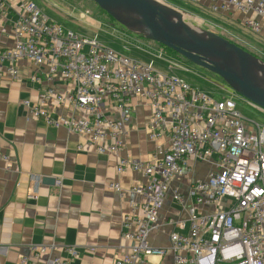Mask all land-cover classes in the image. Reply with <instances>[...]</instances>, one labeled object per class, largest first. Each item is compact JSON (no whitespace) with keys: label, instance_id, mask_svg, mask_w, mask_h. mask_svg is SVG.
Segmentation results:
<instances>
[{"label":"built area","instance_id":"1","mask_svg":"<svg viewBox=\"0 0 264 264\" xmlns=\"http://www.w3.org/2000/svg\"><path fill=\"white\" fill-rule=\"evenodd\" d=\"M184 1L210 2L215 11L221 0ZM224 1L222 9L253 13L255 18L244 25L259 32L264 0ZM11 12L14 45L0 50V76L17 81V63L23 60L38 68L30 78L41 85L36 100L22 102L31 118L84 138L85 146L99 154L118 155L129 132L133 99L150 104L149 140L156 143L151 161L117 156V174L136 172L146 183L132 189L144 201L132 203L133 215L123 219L120 236L129 243L128 252L112 264H145L148 257L167 251L173 264H264V129L247 122L230 95L214 98L177 77H163L151 64L117 54L96 37L70 33L28 0H0V18ZM57 78L70 88L64 95L52 86ZM52 106H70L83 116L54 117ZM108 106L120 112L117 119L102 113ZM163 136L167 146L158 143ZM191 158L211 162L213 170L203 179L193 177L182 195L171 183L191 173ZM168 193L185 210L188 229L184 232V222L176 221L165 250L151 247L149 235L158 228ZM188 200L192 205L186 208ZM46 250L33 247L31 253L37 256ZM66 252L71 259L78 257L73 248ZM18 264H32V259L21 258ZM52 264L66 263L56 258Z\"/></svg>","mask_w":264,"mask_h":264},{"label":"crops","instance_id":"2","mask_svg":"<svg viewBox=\"0 0 264 264\" xmlns=\"http://www.w3.org/2000/svg\"><path fill=\"white\" fill-rule=\"evenodd\" d=\"M28 1L38 4L37 0ZM164 1L264 51V17L257 20L259 32L253 33L244 24L254 19V14L232 7L222 9L224 0L215 3V11L210 2ZM82 17L81 25L95 28L89 17ZM13 24V12L0 18V50L14 45ZM17 67V81L5 74L0 76V264H18L21 258L32 259V264H52L56 258L66 264H112L128 252L129 243L120 236L123 219L133 215L132 203L144 201L132 189L146 183V178L136 172L117 174V156L142 163L151 161L156 143L149 140L150 104L134 98L122 150L118 155L99 154L85 146L84 138L29 116L22 102L36 100L41 85L30 78L39 70L25 60ZM52 86L62 95L70 89L59 78ZM51 111L54 117L83 116L70 106H52ZM102 113L115 119L120 115L111 106L103 108ZM158 143L167 146V136ZM188 165L191 173L171 183V188L182 195H186L193 177L203 179L213 170L211 162L199 163L192 158ZM186 203V208L192 205L191 200ZM206 209L200 208V212ZM178 220L184 222L187 232L185 210L172 202L168 193L158 215V228L149 235L150 246L168 249L169 235ZM33 247L47 250L33 256ZM67 248L75 249L78 257L71 259ZM145 264H173V257L167 251L164 256L148 257Z\"/></svg>","mask_w":264,"mask_h":264},{"label":"water","instance_id":"3","mask_svg":"<svg viewBox=\"0 0 264 264\" xmlns=\"http://www.w3.org/2000/svg\"><path fill=\"white\" fill-rule=\"evenodd\" d=\"M90 1L128 33L172 51L264 111V63L251 53L186 22L180 11L157 0Z\"/></svg>","mask_w":264,"mask_h":264},{"label":"rangeland","instance_id":"4","mask_svg":"<svg viewBox=\"0 0 264 264\" xmlns=\"http://www.w3.org/2000/svg\"><path fill=\"white\" fill-rule=\"evenodd\" d=\"M167 6L180 11L186 22L243 48L264 63V51L248 45L246 41L230 35L221 28H216L202 19L191 15L184 9L169 4L164 0H157ZM170 3L179 4L177 0H166ZM37 7L49 19L63 25L70 33L86 38H97V40L112 49L114 52L126 57L133 58L141 63L151 64L154 70L163 77L174 76L185 81L189 85L200 89L209 96L220 98L227 97L236 105L237 111L249 123L256 124L264 129V111L252 106L244 99L230 91L226 85L192 65L179 60L172 51L138 36L128 33L125 29L115 23L106 13L100 10L90 0H37ZM188 6V5H187ZM184 6L187 10H191ZM89 17L95 28H86L81 25V17ZM83 18V17H82ZM84 20V19H83ZM179 58V59H178ZM182 59V58H181ZM220 88L225 89L222 93Z\"/></svg>","mask_w":264,"mask_h":264},{"label":"bare ground","instance_id":"5","mask_svg":"<svg viewBox=\"0 0 264 264\" xmlns=\"http://www.w3.org/2000/svg\"><path fill=\"white\" fill-rule=\"evenodd\" d=\"M211 39L213 40L214 43L218 44V41L214 37H212ZM262 76L264 77V69L262 71Z\"/></svg>","mask_w":264,"mask_h":264},{"label":"trees","instance_id":"6","mask_svg":"<svg viewBox=\"0 0 264 264\" xmlns=\"http://www.w3.org/2000/svg\"><path fill=\"white\" fill-rule=\"evenodd\" d=\"M178 59H179V58H178ZM179 60L183 61V59H181V58H180Z\"/></svg>","mask_w":264,"mask_h":264}]
</instances>
